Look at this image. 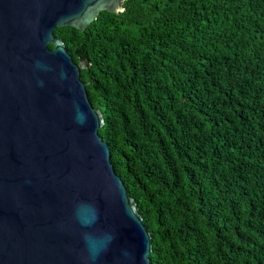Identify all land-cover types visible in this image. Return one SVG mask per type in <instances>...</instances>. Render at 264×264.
Instances as JSON below:
<instances>
[{
	"label": "trees",
	"instance_id": "16d2710c",
	"mask_svg": "<svg viewBox=\"0 0 264 264\" xmlns=\"http://www.w3.org/2000/svg\"><path fill=\"white\" fill-rule=\"evenodd\" d=\"M122 7L54 35L86 61L151 264H264V0Z\"/></svg>",
	"mask_w": 264,
	"mask_h": 264
},
{
	"label": "water",
	"instance_id": "95a60500",
	"mask_svg": "<svg viewBox=\"0 0 264 264\" xmlns=\"http://www.w3.org/2000/svg\"><path fill=\"white\" fill-rule=\"evenodd\" d=\"M123 2L0 0V264H151V234L80 78L86 61L54 35Z\"/></svg>",
	"mask_w": 264,
	"mask_h": 264
},
{
	"label": "clouds",
	"instance_id": "9594fccd",
	"mask_svg": "<svg viewBox=\"0 0 264 264\" xmlns=\"http://www.w3.org/2000/svg\"><path fill=\"white\" fill-rule=\"evenodd\" d=\"M97 219H98V216H97ZM86 226H90V225H86ZM113 237H109V242L111 241V239H112ZM87 239V238H86ZM91 258L92 259H95L96 258V254H97V250H95V249H92L91 250Z\"/></svg>",
	"mask_w": 264,
	"mask_h": 264
}]
</instances>
